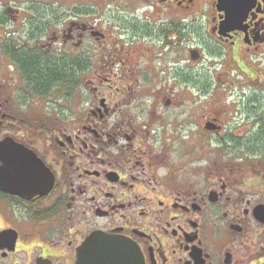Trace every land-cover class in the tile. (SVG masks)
<instances>
[{"label":"flooded vegetation","instance_id":"1","mask_svg":"<svg viewBox=\"0 0 264 264\" xmlns=\"http://www.w3.org/2000/svg\"><path fill=\"white\" fill-rule=\"evenodd\" d=\"M13 4L0 33L24 42L0 36V264H105L85 248L97 235L131 247L108 264H264V125L249 104L208 110L239 80L253 106L264 92V0L236 4L231 30L218 0Z\"/></svg>","mask_w":264,"mask_h":264},{"label":"rangeland","instance_id":"2","mask_svg":"<svg viewBox=\"0 0 264 264\" xmlns=\"http://www.w3.org/2000/svg\"><path fill=\"white\" fill-rule=\"evenodd\" d=\"M56 0H46V5L47 7H43L39 5L40 0H0V11L5 10L6 7H10L13 4V2H15V4H17V8L21 7L22 10H24L26 7H32V9L36 12H40V11H44V10H48L51 11L49 9V6L52 4V2H54ZM72 1V0H70ZM32 2V4L30 3ZM204 22H206V20H202L201 21V26L202 28L207 27L206 24H204ZM3 33H0L1 38H6L5 40L9 41V42H13V43H23L24 42V37L18 36V35H9L7 34V36L5 37ZM1 43V42H0ZM231 79H228V81L232 80L235 81L232 77H230ZM241 81V84H230L229 88H226V86L224 87V92L223 91H218V92H214L211 97V99L208 102V110L209 112L212 113V111H214L215 109H219L220 107H222L224 109V115L228 118H230V114L234 112V114H236L235 110L238 107L239 109L241 108H245L247 104H249L250 109L247 111L246 110V114L248 113L249 115L251 114V116L255 117L258 123L257 127H261L262 125H264V92L263 91H259L257 90V94H258V102H256V106H253L251 103V100H249V94L251 93L252 90L247 91V87L243 88L244 81L243 80H239ZM238 81V82H239ZM241 85V86H239ZM220 86V85H219ZM247 93V96H244V94H242V92ZM234 94V95H233ZM239 96V98H238ZM248 98V99H247ZM196 98L193 100V102L195 103ZM193 103V110H195V104ZM239 103V104H238ZM236 106V107H235ZM244 112V111H243ZM239 112H237V115H235L234 117H238ZM232 117V116H231ZM255 122L252 121H245V123H243L241 126H238L237 128L241 129L243 127H247L246 131L250 130V127H253L252 124ZM226 124V123H225ZM263 128V134H264V126H262ZM226 130H229V127H225ZM259 128H257L258 131ZM236 130L234 129L231 133H233V135H235ZM230 133V134H231ZM225 134H221V136H224ZM238 137V136H235ZM218 139L219 137L216 136L214 137V139ZM210 139H213V137H210ZM262 139H264V135L262 137ZM261 139V140H262ZM260 140V141H261ZM213 148L211 145L209 147V150L213 151ZM257 161L259 162L258 168L261 169L264 166V141L263 142H258L257 148ZM215 153V152H214ZM210 154V153H209Z\"/></svg>","mask_w":264,"mask_h":264},{"label":"water","instance_id":"3","mask_svg":"<svg viewBox=\"0 0 264 264\" xmlns=\"http://www.w3.org/2000/svg\"><path fill=\"white\" fill-rule=\"evenodd\" d=\"M249 0H218V5L228 6L231 9V13L228 17H226V25H228V29H232L239 21V16L235 15L234 8L236 4H240L241 7H244ZM243 20L242 18L240 21ZM96 246L95 252L93 254V259L96 261L104 262L108 264L111 260H113V255H118L122 250L124 252L131 253V247L118 241L115 239H110L106 236H94L92 240L86 244V251L89 252L90 245ZM118 252V253H117Z\"/></svg>","mask_w":264,"mask_h":264},{"label":"trees","instance_id":"4","mask_svg":"<svg viewBox=\"0 0 264 264\" xmlns=\"http://www.w3.org/2000/svg\"><path fill=\"white\" fill-rule=\"evenodd\" d=\"M25 66V65H24ZM45 70L43 68H39V67H36V68H33L32 69V74L33 75H38V77H41L43 74H45Z\"/></svg>","mask_w":264,"mask_h":264}]
</instances>
